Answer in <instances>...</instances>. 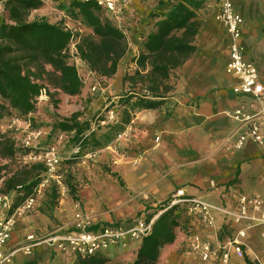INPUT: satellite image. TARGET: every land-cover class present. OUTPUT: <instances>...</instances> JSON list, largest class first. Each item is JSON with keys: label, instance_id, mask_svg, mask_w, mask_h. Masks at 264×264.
<instances>
[{"label": "crops", "instance_id": "crops-1", "mask_svg": "<svg viewBox=\"0 0 264 264\" xmlns=\"http://www.w3.org/2000/svg\"><path fill=\"white\" fill-rule=\"evenodd\" d=\"M232 1L244 17L246 57L257 65L264 82V0ZM4 2L0 0V24L8 21ZM205 3L215 17L218 10L215 2ZM51 4L54 2L49 1L39 8L40 17H51L46 10ZM157 5V0H126V3L117 0L119 11L111 14L114 23L129 40L127 58L122 59L124 65L120 64L117 73L108 78L109 82H117L121 90H124L123 77L129 58L139 54L140 44L153 30L155 20L150 14ZM201 22L196 37L197 51L176 70L174 92L161 107L135 112L136 116L116 139V154L122 157V161L114 155L112 171L97 173L90 170L89 182L80 190L78 202L94 216L97 223H129L136 218L147 217L149 202L158 206L179 190H183L187 196L216 205L231 206L239 194L258 196L264 201L263 151L251 141L242 149L235 148L237 124L229 114L248 99L233 92L232 87L237 79L225 71L228 33L218 20L219 32L205 33V25ZM130 63L129 72L133 73L136 66ZM105 100L104 94H98L92 107H98ZM96 108H92L90 113ZM112 173H118L124 186ZM9 198L10 201L13 196ZM121 202L124 203L123 208L114 209ZM3 214L5 211L1 210L0 218ZM35 227L31 225V228ZM222 227L223 219L218 216L214 226L193 221L188 223V231L177 228L176 240L162 249L157 264H213V261H205L193 249L192 242L200 240L216 244ZM28 229L17 218L9 246L18 245L27 234L37 232L35 229L29 232ZM227 231L224 239L230 235V230ZM250 232L245 241L246 255ZM136 243L137 253L141 241L128 240L125 246L109 249L113 251L111 255L108 251L105 254L112 257L118 250L126 251ZM36 250L42 253L36 264H74L76 260L57 253L47 245ZM32 256L24 255L26 262L33 260ZM235 263L246 264L245 261Z\"/></svg>", "mask_w": 264, "mask_h": 264}, {"label": "trees", "instance_id": "trees-1", "mask_svg": "<svg viewBox=\"0 0 264 264\" xmlns=\"http://www.w3.org/2000/svg\"><path fill=\"white\" fill-rule=\"evenodd\" d=\"M54 1L58 2V8L66 17L90 32H74L66 27V17L57 22H51L45 17L29 20L31 12L41 8L44 0H5L8 21L0 24V121L13 117L14 112L18 113V117L34 114L37 111V99L44 89L48 92V86L69 96L82 93L84 81L69 54L72 40H77L78 54L87 68L107 79L117 73L128 52L126 33L114 23L111 14L97 0H72L69 4L61 0ZM173 1L175 3H172L168 12L152 11L150 14L155 20L154 27L142 42L139 54L131 58L136 66L135 71L123 77L124 92L118 103L127 109L122 115L117 114L116 123L102 125L104 117H101L96 119L94 126V119H88L83 112L77 111L71 116L60 117L52 124L53 132L68 134L79 148L74 160L81 159L85 150L86 153L92 152L91 148L102 147L106 142L113 141L111 138L106 141L105 133L99 137L98 132L102 128H107L114 135L115 131L118 133L131 123L132 114L161 107L174 92L176 70L197 51L196 37L202 25L198 10L204 0ZM164 4L158 2L159 7ZM110 106L114 107V104ZM28 152L30 149H26L25 154ZM14 153L12 141L6 135H0V155L8 158ZM29 166L32 172L39 170L36 180L32 178L35 175H29L4 181L5 194L16 190L7 216L12 215L33 194L46 172L42 163ZM4 170L5 165L0 163V180ZM112 174L118 176L124 186L118 173ZM65 183L75 202H78L80 197L77 186L72 179L65 180ZM168 200L159 205L157 212L149 213L147 220L150 221L164 210ZM179 227L188 231V221L185 208L175 204L155 219L151 233L141 240L136 257L130 264H157L162 249L176 240ZM227 229V226L221 228L219 240L224 239ZM110 261L105 253H97L78 256L74 264H109ZM244 261L246 264H261L248 255H245Z\"/></svg>", "mask_w": 264, "mask_h": 264}, {"label": "built area", "instance_id": "built-area-1", "mask_svg": "<svg viewBox=\"0 0 264 264\" xmlns=\"http://www.w3.org/2000/svg\"><path fill=\"white\" fill-rule=\"evenodd\" d=\"M97 1L110 14L119 11L117 0ZM204 1L215 2L218 7L216 19L224 25L228 33V59L225 64V71L237 79L236 84L232 87L233 92L248 99L245 104L232 110L229 114L237 124L235 148L242 149L248 141H251L264 153V82L257 65L249 60L245 54L243 44L244 17L232 0ZM124 2L126 3V0ZM68 20L71 21V19L67 17L66 27L74 32L81 31L71 27ZM69 54L71 60L77 59L85 64L78 54L77 40H72ZM88 71L90 76H97L100 80L106 79L89 69ZM83 81L85 83L84 79ZM98 87L99 82L93 84L92 90L96 91ZM44 95H46L45 89L37 101L42 99ZM108 112L112 118L115 117V109L109 108ZM110 120L106 116L102 125L112 123ZM12 127L11 125L9 128ZM41 136V130H27L24 135L23 145L32 148L24 158L33 160L34 163H42L46 172L43 174L40 183L34 188L33 194L27 197L12 215L0 218V264H19L17 262L18 254L23 253L25 256H32L36 249L43 245L51 247L65 257L77 259L78 256H91L97 253H105L113 247L125 246L128 240L141 241L151 233L153 223L159 214L175 204H180L185 208L188 223L200 221L209 226H214L218 216H221L223 226H227L230 235L219 240L216 244L209 241L194 240L192 247L201 254L205 261H213V264H236L235 261H244L246 255L245 241L250 230L256 226L264 225V201L261 197L239 194L231 206L216 205L198 197L187 196L183 190H179L169 197L165 209L161 210L150 221L143 216L129 223H97L94 216L87 212L79 202H76L72 225L68 229L59 226L50 232L30 233L18 245L10 247L9 242L17 218L32 212L37 207L44 189L49 187L52 182L64 190L67 189L62 180V175L56 171L61 163L57 147L51 146L44 152L34 150L36 149L35 143ZM60 137H66V133H60ZM9 199L7 194L0 196V206L3 207L2 202L6 201L4 205L9 208ZM94 226L98 227L93 228Z\"/></svg>", "mask_w": 264, "mask_h": 264}, {"label": "rangeland", "instance_id": "rangeland-1", "mask_svg": "<svg viewBox=\"0 0 264 264\" xmlns=\"http://www.w3.org/2000/svg\"><path fill=\"white\" fill-rule=\"evenodd\" d=\"M49 1L54 2V4H51V6H47L46 9L47 11H49V15L51 16L49 19L52 22H57L62 18H65V13L63 11L60 13L61 10H59L58 8V2L54 0H44V5H47ZM71 1L72 0H64L62 1V3L69 4ZM157 1H162L165 4L162 7H159L157 5L156 9L153 10L155 12H168L172 8V3H175L173 0ZM39 13V9L33 10L29 16V20L33 21L35 19L42 18L40 17ZM198 14L199 18L205 25V33L219 32V26L216 20V16L214 17V13L210 9V7H208L205 1H203L201 9L198 10ZM65 19H67V17ZM68 22L74 29H80L81 33L88 34L90 32V30L86 29L77 22H74L72 20H68ZM124 58H127V54ZM71 61L77 66L80 75L85 80L84 88L80 95L69 96L61 90L55 89L53 86H48V92H46V95H44L42 99L37 101V111L34 114L18 117V113L13 111V117L4 118L0 121V135H6L7 138L12 141L15 152L13 156L8 158L2 157L0 155V163L5 165L3 178L0 180V196L6 193L4 181L12 177L20 176L21 178H23L29 177V175H35V177H32L34 180L39 177V170H35L32 172V168L29 166L34 163L33 160H26L24 158V156L26 155V149H32L27 148L23 145L24 135L26 134L27 130L42 131L41 138L35 143L36 149L34 150L36 152H44L51 146L57 147V150L59 151L61 157V163L57 167L56 171L58 174L62 175V180L65 186V180L72 179V182L77 186L79 193L80 190L84 188L89 182L90 170H94V172L97 173H102L103 171H112V158L114 157V155L118 156L116 154V151H118V142L116 141V139L120 138V132H123L125 130L126 125L123 127L124 129L119 131L118 133L117 131H115V129H113L115 131L114 135H112V132H109L107 128H102L101 131L98 132L99 137L101 136V133H105L107 135L106 141L110 138L113 141H110L109 143L106 142L102 147L91 148L93 149L92 152L86 153L87 150H85L84 152H82V157L79 160H74L73 158L79 148L76 147L75 143L71 139L72 137L66 134V137L61 138L60 134H58L56 131L53 132L51 130L52 124L57 119H59L60 117H68L66 115L71 116L72 113L77 111L83 112L85 114V117L88 119H94L93 125L95 126L97 118H105L106 116L107 119H111L110 121H112V123H116L118 119L117 114L122 115L125 109H127V107L125 108V106H123L121 103H118L120 96L123 94L124 90H121L117 82L112 83L109 82L107 78L105 80H100L97 76H90L85 64L81 63L77 59H72ZM130 61L131 57L129 58V61L125 66V74L130 73ZM120 64H123V60ZM97 82H99L98 90H92L93 84ZM100 93L104 94V96L106 97L105 102L101 103L98 107H92L93 100ZM110 103L114 104V107L110 106ZM92 108H96V110H93V112L90 113L92 111ZM109 108L115 109L114 118L111 117V114H108ZM135 116V114H132V118ZM29 124L30 126L28 127ZM11 125L13 127L9 128ZM107 133H109V135ZM134 150H136V148H134ZM118 157H120V155ZM120 158V160L122 161V157ZM29 172L31 173L29 174ZM54 185H56L57 187ZM7 195L9 197L11 195L13 196L12 200H10L11 206L16 195V190H13ZM5 202L6 201L2 202L3 207L0 208V211H5V214H3L2 216H7L10 209V207H5ZM75 203L76 202L71 192H69L68 188L64 190L61 186H58L57 184L52 182L49 187H46L44 189L43 194L38 200L37 207L32 212L18 218L22 226L29 228V232H33L34 229L38 233L50 232L59 226H65L64 228L68 229L72 225ZM151 203L152 202L148 203V208L150 209H148V212H157L156 209H158L160 206H153ZM123 205L124 203L121 202V204H118L114 209L123 208ZM114 209H111V211H115ZM31 225H35L36 227L31 228ZM18 231H20V228H18ZM247 244L248 256L250 257V259L257 260L261 264H264L263 226H257L251 230L250 237L247 240ZM136 246L137 243L130 245L129 248H126V251L118 250L117 253L115 252V255L110 257L111 261L109 264H130L136 257ZM112 252L113 251H108L109 255H111ZM41 254L42 253H40V250H36L35 255L32 256L34 259L26 262V257H24L23 253H20L17 255V262L19 264H36L38 263V259L40 258Z\"/></svg>", "mask_w": 264, "mask_h": 264}]
</instances>
